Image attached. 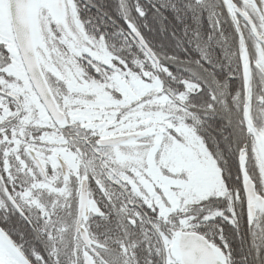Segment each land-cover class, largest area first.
<instances>
[{
    "label": "flooded vegetation",
    "instance_id": "flooded-vegetation-1",
    "mask_svg": "<svg viewBox=\"0 0 264 264\" xmlns=\"http://www.w3.org/2000/svg\"><path fill=\"white\" fill-rule=\"evenodd\" d=\"M39 2L36 55L64 121L53 120L28 77L15 43L8 3L4 21L0 23L4 26L0 66L7 73V78L0 76V141H3L0 142V209L4 210L0 213V226L10 230L18 240L21 234L25 235L24 247L28 251L40 248L33 245V239L39 240L40 235L51 236L57 245L72 236L75 264H85V258L88 264H181L173 251L175 235L183 232L202 236L191 227L201 221L205 223L208 210L203 205L200 211L191 210V206L175 209L173 184L156 183L144 171L146 165L131 158L143 147L137 139L113 146L99 144V140L106 138L143 133L145 124L127 114L150 94L135 90L132 93L135 100L126 103L125 95L120 92V88L125 91L131 85L126 83L125 61H113L116 56L106 50L102 39L90 38V42L84 36L70 33L65 34V43L60 41V50L37 47V41L45 46L49 43L40 34L43 24L39 22ZM65 9V2L63 6L50 7L51 15L62 16ZM228 9L235 12L229 6ZM42 13L44 22L54 28L52 20ZM68 43L72 49L66 46ZM99 44L105 50L101 54L111 58L109 62L97 59L93 50H86L90 46L100 49ZM18 63L22 65L20 74L15 72ZM69 68L75 77L72 83L68 82L69 75L63 74ZM139 73L142 76V71ZM117 76L119 83H115ZM108 94L113 102L121 99L124 102L122 106L106 108L107 117L116 111L112 121L95 115L100 111L101 100L97 97ZM166 94L174 98L172 90ZM248 94L250 102V87ZM158 164L161 173L169 177V164L160 159ZM82 182L87 189V212L80 219V227L86 231L87 244L76 233ZM256 192L263 196L257 189ZM9 196L13 197L12 202ZM236 196L240 209L241 200L237 193ZM243 202L245 206V198ZM7 217L10 219L3 222ZM262 219L264 216L257 213L249 223L246 214L249 229ZM205 239L225 257L217 243Z\"/></svg>",
    "mask_w": 264,
    "mask_h": 264
},
{
    "label": "trees",
    "instance_id": "trees-1",
    "mask_svg": "<svg viewBox=\"0 0 264 264\" xmlns=\"http://www.w3.org/2000/svg\"><path fill=\"white\" fill-rule=\"evenodd\" d=\"M74 2L78 19L88 37L102 39L100 41L105 48L116 56L113 61L119 63L120 60H124L128 72L141 76L139 72L145 71L151 79L156 76L166 88V92L172 90L173 97L182 93L186 121L205 146L207 144H212L213 147L216 144L221 146L222 154L219 151L214 154L207 146L206 148L221 171L226 193L224 196H210L191 205V210L200 211L202 205L208 210L205 223L201 221L192 226L191 230L220 246L224 243L220 231L224 229L228 246L224 247L223 251L225 256L230 254L231 264H264V219L249 229L244 202L243 206L240 203V209H237L236 200V193L240 200L243 196L239 157L244 154L247 155L250 178L257 191L264 193L263 171L256 152L254 136H259L264 127V102H258L259 86L251 72L249 113L253 131H250L244 114V75L240 59L244 46L249 61L258 63L264 69V47L255 40L244 21L235 12H229L224 0H200L201 8L197 9L195 17L192 12L182 10L180 21L175 19V15L169 9L162 8L159 14L153 10L152 5H159L162 0H74ZM178 2L187 5L194 4L195 0ZM231 2L248 14L259 34L264 37L263 2L261 0ZM137 4L146 12L143 19L135 15ZM125 18H130L139 26L144 41L159 61V69L131 37L124 22ZM162 25L164 30H161ZM236 27L241 29L239 34ZM44 28L48 30L53 27L41 26V36H46ZM241 37L243 45L240 43ZM55 41V48L49 49L60 50L58 41ZM36 45L42 46L39 41ZM202 54H206L205 59L201 58ZM196 61H200L199 65ZM190 70H194L198 75L191 74ZM189 84L194 86L188 88ZM209 104L213 105V110L208 109ZM234 131L238 138L232 135ZM225 136L229 137L231 151L225 146L223 139ZM238 148L241 151H237ZM247 148L251 150V158ZM229 169L231 180L226 183L224 176L229 175ZM220 201L225 202L223 209ZM215 210L219 213L213 217L210 214L215 213ZM218 219L220 221H217ZM235 221H239L238 226H234ZM3 233L8 237L5 232ZM20 236L23 240L17 239L18 243L25 245L26 236L23 234ZM12 237L16 239L14 235ZM59 239L58 237L57 242ZM33 241V245L40 248L35 252L25 249L33 258L29 259L25 252H22L31 264L46 262L75 264L72 236L68 241L62 240V245H57L56 240L49 235H40L39 240L34 238ZM14 245L20 250L16 244Z\"/></svg>",
    "mask_w": 264,
    "mask_h": 264
},
{
    "label": "rangeland",
    "instance_id": "rangeland-1",
    "mask_svg": "<svg viewBox=\"0 0 264 264\" xmlns=\"http://www.w3.org/2000/svg\"><path fill=\"white\" fill-rule=\"evenodd\" d=\"M53 1L55 0H40L39 2V14H41L40 24H44L43 26L49 25V27H51L49 22H44V18L42 17V12H44L45 17H49L54 25V28L48 30L44 28L46 33L45 37L49 44L45 46L44 42H42L41 45L45 48H55L53 39L57 40L58 43H60V41L65 43V34L68 35L70 33L84 36L87 40L92 42V39H90L91 37L88 38L83 31L77 16L74 0H63L66 9L64 14L58 17L51 15L50 7ZM0 29L1 38L4 34V26L1 25ZM3 42L5 41L3 40ZM66 46L72 49L69 43ZM99 46L100 49L97 46H90L86 50H93L97 59L109 62L110 57H108V55L105 57L101 54V52L105 50L101 44H99ZM243 48L244 46H242V52ZM260 61H263L262 58H260ZM250 64L251 62L249 61V80L251 79L252 72ZM21 67L22 65L20 63L16 64L15 72H19L18 74H20ZM72 72V68L63 71L64 76L69 75V83H72L75 79L74 73ZM115 83H119L118 76L115 78ZM126 83L131 85L127 86L125 91L120 88V92L125 95L127 104L135 100L136 97L134 98L132 94L133 92L135 93V90L136 92L141 91L143 95L147 93L150 94V97L138 103L136 108L135 106L132 107L131 112L127 114L128 117L131 116L132 119H136L137 122L140 120L145 124L143 128V133L145 135L137 138V140L142 143L143 147L139 152L131 155L133 161L146 165V167L143 168L144 171H146L149 177L156 181V183L160 185L173 184L175 188V209L183 206L186 208L210 196H224L226 188L216 161L207 150L202 139L186 121L187 114L182 105L184 95L180 93L174 95V98H172L170 95L166 94V88L162 86L160 80L156 76H153L152 79L145 80L143 76H138L136 73L126 71ZM135 84H139L140 86L136 87ZM192 86L194 85L189 84L188 88ZM116 88L118 89V87ZM97 98L101 100L98 101L100 111L95 114L97 117H107L108 112L106 108L108 106H115L116 108L118 105H124L122 99L113 102V97L110 94ZM115 112L116 111L109 113V117H107L109 121L114 119ZM246 124L250 131H253L247 121ZM263 131L264 127L259 133V136ZM159 159L164 161L165 164H169V172L171 174L169 177L161 173L160 164H158ZM156 161L158 163H156Z\"/></svg>",
    "mask_w": 264,
    "mask_h": 264
},
{
    "label": "water",
    "instance_id": "water-1",
    "mask_svg": "<svg viewBox=\"0 0 264 264\" xmlns=\"http://www.w3.org/2000/svg\"><path fill=\"white\" fill-rule=\"evenodd\" d=\"M38 1L39 0H16V3L9 2L11 23L13 20H15L25 29V39L23 43H21L16 38V34L13 30L15 43L17 45V49L19 51L22 63L25 67L28 77L35 91L39 95L40 99L45 104L49 115L55 121L58 120L64 121V116L59 111L50 93V90L46 84V81L44 80V77L42 75L39 66L38 58L36 55L35 40L39 34V29L37 24V12H36V6L38 5ZM224 1L226 4H228V6L232 10H234L239 15V17L243 19V21L248 25V28L251 34L253 35V37L256 39L258 43L261 44V41H264V38L258 33L254 23L250 20L247 14L241 11L240 9H238L231 2V0H227L228 3L226 2V0ZM53 6H63V1L55 0L51 3V7ZM263 6H264V2H263ZM13 28L14 26L12 23V29ZM134 39L149 55L151 60L155 63L156 68L159 69L160 66L159 61L155 56V54L150 50L144 39L143 38L142 39L134 38ZM251 69L253 70L254 78L260 89V97L258 100L262 102L264 100V70L256 62H253L251 64ZM141 74L145 80L150 79L148 73H146L145 71H142ZM248 93H249V79L248 77L244 76V99H245L244 114H245V120L249 123L251 130H253V125L250 120L249 112H248V105H249ZM143 135L144 133H133L118 137L106 138L103 140H99V144L101 146L118 145L126 141H131L140 138ZM254 136L256 143V140L258 139L259 136L257 137L256 135ZM255 148H256V144H255ZM239 169L241 175V185L245 198L246 214L248 221L250 223L251 220L256 218L257 213H260L261 216H264V196H261L256 192L255 184L248 174L246 155H241L239 157ZM262 169H263V165H262ZM86 212H87V189H86V184L82 182L80 188L79 203H78V221L76 226V233L78 232L80 233V236L84 244H87L88 239H87L86 231L80 227V219L83 215L86 216ZM0 232L2 233L7 244L10 245V248L16 254V256L25 264H31L26 258V256L12 243V241L2 231ZM173 251L176 259L181 264H224L223 254L217 248L209 244L204 237L196 233H183V232L176 233ZM85 260H86L85 264H88L86 258Z\"/></svg>",
    "mask_w": 264,
    "mask_h": 264
},
{
    "label": "snow or ice",
    "instance_id": "snow-or-ice-1",
    "mask_svg": "<svg viewBox=\"0 0 264 264\" xmlns=\"http://www.w3.org/2000/svg\"><path fill=\"white\" fill-rule=\"evenodd\" d=\"M9 2L16 3V0H0V23H3V21H4V18H5L4 17V8ZM262 2H264V0H262ZM152 8L157 14H159L160 9H162V8L169 9L171 11V13H173L175 15V19L177 21H180L182 19L181 15H180L182 10L184 12H189V11L192 12L194 14V17H195L197 9L198 8L200 9L201 5H200V0H195L194 4H187V5H181L178 2V0H162V2L159 5H155V4L152 5ZM135 15L139 19H143L145 17V15H146V12L143 10V7L140 4H137V6H136ZM162 19H166V18L162 17ZM233 20L235 22V17H233ZM124 22H125L126 25L129 26V32L132 34V36L134 38H138V39H142L143 38V34L139 31V26L134 24L130 18H125ZM12 23H13V26H14L13 30H14V32L16 34V38L21 43H23V41L25 39V29L22 27V25H20L15 20H13ZM161 30H164L163 29V25L161 26ZM185 30H186V33H187V25H185ZM236 32L239 34L241 32V29L239 27H236ZM240 43H241V45H243V43H244L242 37H241ZM261 46L264 47V41H261ZM0 47H2V45H0ZM5 51H7V50L5 49ZM205 56H206V54H202L201 58L205 59ZM7 62H10V61H7ZM196 63H197V65H199L200 61H196ZM190 72H191V74L198 75V73H195L194 70H190ZM0 76H4V77L7 78V73L4 71L3 66H0ZM208 109L209 110H213V105L209 104L208 105ZM232 135L236 136L238 138V134L235 133V131L233 132ZM223 139L225 141V146L228 148L229 151H231L232 150V145H231V143H228L229 137L225 136ZM0 142H3V141H0ZM206 146L209 149H211L214 154L217 151L221 152V154H222V149H221V146L219 144H216L215 147H213L212 144H207ZM247 150L249 151V157L251 158V150H250V148H247ZM237 151H241V149L238 148ZM224 179H225L226 183H228L231 180V169H229V175L224 176ZM262 195H264V193H262ZM19 196H20V194L18 193L17 197H19ZM8 200L9 201L13 200V197L9 196ZM243 200H244V197L241 196V205L242 206H243ZM219 203L221 205V208L223 209V206H224L225 202L224 201H220ZM0 213H4V210L0 209ZM228 214L230 215L231 213H228ZM210 215L215 217L216 213H211ZM9 219H10V217H7L6 219L3 220V222H7ZM238 224H239V221H235L234 226H238ZM0 231L5 232L8 235L9 239L12 240L13 244H16L20 248L21 252H25V254L29 257V259L33 258L32 255L25 250L24 244L18 243L17 239H14L12 237V235L10 234L9 230L6 227H0ZM220 236H221V240L224 241V243L220 245L221 248L223 249L224 247L228 246L227 242H226V235L224 233V229H221ZM20 240H23L22 236H20ZM32 252H35V250L33 249ZM37 258H40V257H37ZM166 264H167V262H166ZM171 264H174V262H171ZM224 264H231L230 254L228 256L224 257Z\"/></svg>",
    "mask_w": 264,
    "mask_h": 264
},
{
    "label": "bare ground",
    "instance_id": "bare-ground-1",
    "mask_svg": "<svg viewBox=\"0 0 264 264\" xmlns=\"http://www.w3.org/2000/svg\"><path fill=\"white\" fill-rule=\"evenodd\" d=\"M228 3V1L226 0ZM241 63L244 76H249V61L248 55L245 49L241 54ZM256 151L258 156L260 157L261 163L263 165L264 171V131L256 140ZM0 264H25L22 262L16 254L10 248V245L7 244L5 238L3 237L2 233L0 232Z\"/></svg>",
    "mask_w": 264,
    "mask_h": 264
}]
</instances>
